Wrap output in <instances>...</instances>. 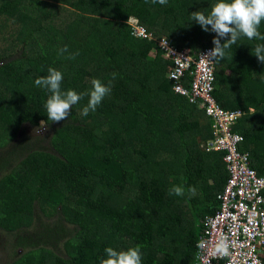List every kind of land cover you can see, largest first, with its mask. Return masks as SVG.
Listing matches in <instances>:
<instances>
[{
    "label": "trees",
    "instance_id": "16d2710c",
    "mask_svg": "<svg viewBox=\"0 0 264 264\" xmlns=\"http://www.w3.org/2000/svg\"><path fill=\"white\" fill-rule=\"evenodd\" d=\"M214 3L0 0V227L11 239L3 264H100L106 247L137 245L142 264H199L203 217L220 209L229 180L226 152L210 146L215 120L205 107L176 93V64L161 43L197 61L216 34L192 13ZM134 21L152 39L137 38ZM258 43L242 36L217 60L214 96L243 113L239 149L264 178ZM50 67L62 72L63 90L86 92L99 78L111 91L87 116L84 96L65 121L51 122L50 93L35 85ZM196 71L194 62L183 85ZM173 186L184 195H169Z\"/></svg>",
    "mask_w": 264,
    "mask_h": 264
},
{
    "label": "built area",
    "instance_id": "2783aa9c",
    "mask_svg": "<svg viewBox=\"0 0 264 264\" xmlns=\"http://www.w3.org/2000/svg\"><path fill=\"white\" fill-rule=\"evenodd\" d=\"M134 35L137 38L152 39L145 27L137 21ZM166 56L176 64L170 73L175 82V91L186 97L190 103L204 106L207 114L215 120V140L210 143L214 150L226 152L229 180L218 196L221 205L215 215L207 219L205 229L207 248L200 250L199 264H263L260 256L264 248V178L250 166V157L239 149L245 137L235 132V125L243 116L241 111L221 108L214 96L216 62L198 53L195 61L187 52L174 49L163 40L161 43ZM196 62L197 71L191 87L183 85L187 71ZM220 235H227L233 245L231 256L223 259L212 254V248Z\"/></svg>",
    "mask_w": 264,
    "mask_h": 264
},
{
    "label": "clouds",
    "instance_id": "9594fccd",
    "mask_svg": "<svg viewBox=\"0 0 264 264\" xmlns=\"http://www.w3.org/2000/svg\"><path fill=\"white\" fill-rule=\"evenodd\" d=\"M157 2L161 5L167 4V0H153V3ZM192 21L199 24L203 31L211 30L216 34L212 40L214 47L202 54L203 57L208 60L223 59L226 50L236 45L242 36L248 40L264 41V34L259 31L261 22L264 21V0H215L207 13L203 11L193 12ZM60 51H67V48L65 47ZM251 52L258 61L264 63V43L256 44ZM77 54H73L71 58L74 59ZM113 79H115V74H113ZM62 80V72L52 67L48 69L46 76L35 80L36 86L43 87L50 93L45 107L48 120L55 123L65 121L72 110V106L78 104L84 96H88V101L81 114L87 116L90 111H96L103 98L110 93L112 86L111 81L106 84L97 78L91 81V90L78 93L72 89L63 90L61 87ZM213 129L215 131V124ZM195 191L194 187L188 189L190 196L194 195ZM184 193L185 190L182 186H173L169 190V195L180 196ZM196 246L197 249L204 250L208 245L206 241L201 239ZM232 247L229 237L220 235L214 243L212 254L220 259L230 257ZM104 253L105 258L101 259L100 264H142V252L139 245L122 250L106 247Z\"/></svg>",
    "mask_w": 264,
    "mask_h": 264
},
{
    "label": "rangeland",
    "instance_id": "374dc122",
    "mask_svg": "<svg viewBox=\"0 0 264 264\" xmlns=\"http://www.w3.org/2000/svg\"><path fill=\"white\" fill-rule=\"evenodd\" d=\"M28 133H32L35 135H46V132L44 129L36 130L35 132L33 130H28ZM10 236L7 235L4 230L0 227V264H3L7 262V257L10 258V255L8 254V243L10 241Z\"/></svg>",
    "mask_w": 264,
    "mask_h": 264
},
{
    "label": "crops",
    "instance_id": "0c3cea01",
    "mask_svg": "<svg viewBox=\"0 0 264 264\" xmlns=\"http://www.w3.org/2000/svg\"><path fill=\"white\" fill-rule=\"evenodd\" d=\"M181 96H182V95H181ZM183 97H184V96H183ZM185 98H186V97H185ZM216 100H217V99H216ZM189 102H190V101H189ZM217 102H218V101H217ZM194 105H195V104H194ZM228 110H234V109H228ZM234 111H236V110H234ZM206 114H207V113H206ZM207 116H209V115L207 114ZM209 117H210V116H209ZM213 122H214V121H213ZM238 125H239V124L237 123V124L235 125V127H234V128H235V132H236V128H237ZM236 133H238V132H236ZM214 134H215V133H214ZM239 134H240V133H239ZM213 139H215V138H213ZM211 142H212V141H211ZM211 142H210V143H211ZM214 215H215V214H214ZM212 216H213V215H208V214H207V216L203 217V220H202V223H201V224H202L203 226H205V227H203L204 231H205V229H206V225H207V224H206V223H207L206 221H207V219H209V218L212 217ZM263 253H264V252H263ZM263 264H264V263H263Z\"/></svg>",
    "mask_w": 264,
    "mask_h": 264
}]
</instances>
